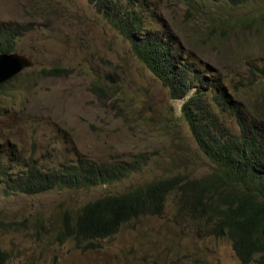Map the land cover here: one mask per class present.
<instances>
[{
    "label": "rangeland",
    "instance_id": "rangeland-1",
    "mask_svg": "<svg viewBox=\"0 0 264 264\" xmlns=\"http://www.w3.org/2000/svg\"><path fill=\"white\" fill-rule=\"evenodd\" d=\"M131 1L141 12L148 5L147 26L175 38L194 67L213 72L206 77L216 76L264 126V81L252 76L264 69V0ZM0 24L25 28L13 54L34 63L0 90V158L18 162L13 174L31 159L46 171L79 158L141 163L128 178L90 189L6 196L0 184V264H241L206 221L180 212L176 194L162 215L124 225L96 249L60 243L65 212L158 180L202 179L215 165L183 118L186 100L171 98L89 0H0ZM55 69L66 73H42ZM225 120L237 135L236 121Z\"/></svg>",
    "mask_w": 264,
    "mask_h": 264
},
{
    "label": "trees",
    "instance_id": "trees-1",
    "mask_svg": "<svg viewBox=\"0 0 264 264\" xmlns=\"http://www.w3.org/2000/svg\"><path fill=\"white\" fill-rule=\"evenodd\" d=\"M89 1L130 44L137 59L168 89L171 98L186 100L183 118L200 150L215 165V171L198 180H158L122 195L101 198L76 214L65 212L58 241L72 240L84 251L96 249L94 242L114 237L124 225L141 217L162 215L169 197L176 194L180 212L206 221L211 236L232 244L241 264H264V126L250 121L241 101L216 76L206 77L213 72L206 69L203 73L201 68L194 67L175 38L147 26L148 5H140L141 12L131 0ZM256 1L228 0L233 6ZM24 29L0 24V55L15 52ZM42 73L46 77H60L66 71ZM252 76L256 82L264 81V69H255ZM4 89L3 84L0 90ZM225 117L236 121L237 135L226 127ZM16 163L8 160L5 165L0 158V184L6 196H37L55 189L111 185L141 167L137 161L99 164L79 158L57 170L46 171L31 159L24 173L15 175L10 165Z\"/></svg>",
    "mask_w": 264,
    "mask_h": 264
},
{
    "label": "water",
    "instance_id": "water-1",
    "mask_svg": "<svg viewBox=\"0 0 264 264\" xmlns=\"http://www.w3.org/2000/svg\"><path fill=\"white\" fill-rule=\"evenodd\" d=\"M32 67H34L33 61L26 56L0 55V86Z\"/></svg>",
    "mask_w": 264,
    "mask_h": 264
}]
</instances>
